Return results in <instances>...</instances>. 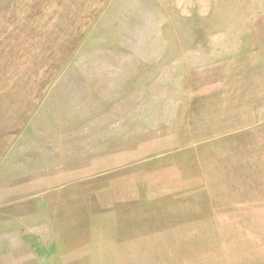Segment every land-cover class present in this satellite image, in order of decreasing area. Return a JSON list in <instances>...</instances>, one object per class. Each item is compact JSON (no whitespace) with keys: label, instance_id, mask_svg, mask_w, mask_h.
I'll return each mask as SVG.
<instances>
[{"label":"rangeland","instance_id":"374dc122","mask_svg":"<svg viewBox=\"0 0 264 264\" xmlns=\"http://www.w3.org/2000/svg\"><path fill=\"white\" fill-rule=\"evenodd\" d=\"M0 264H264V0H0Z\"/></svg>","mask_w":264,"mask_h":264}]
</instances>
